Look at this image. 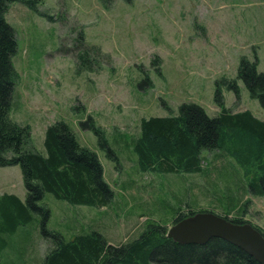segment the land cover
Returning a JSON list of instances; mask_svg holds the SVG:
<instances>
[{"label":"rangeland","instance_id":"1","mask_svg":"<svg viewBox=\"0 0 264 264\" xmlns=\"http://www.w3.org/2000/svg\"><path fill=\"white\" fill-rule=\"evenodd\" d=\"M35 1L39 11L16 2L7 14L17 31L14 63L20 74L11 116L31 125L33 145L43 153L47 127L65 120L79 142L98 153L115 192L107 206L72 204L46 193L42 203L51 209L50 229L68 238L95 229L110 243H127L157 221L173 226L183 199L197 200V211L241 217L264 229V195L243 191L245 204L238 214L242 209L227 213L216 202L220 194L207 190L208 178L215 180L223 165L245 180L233 156L205 151L208 174H167L141 170L132 145L143 118L168 116L184 102L217 115L216 81L236 77L242 56L258 58V70L264 72V0ZM90 46L97 49L94 69H79L78 54ZM147 76L151 84H142ZM239 85L240 98L224 90L227 107L264 118L260 100L243 80ZM90 115L105 129L119 165L101 148L97 134L82 127ZM7 193L27 200L18 164L0 166V198ZM49 245L40 219L20 225L0 245L1 264L42 262Z\"/></svg>","mask_w":264,"mask_h":264},{"label":"trees","instance_id":"2","mask_svg":"<svg viewBox=\"0 0 264 264\" xmlns=\"http://www.w3.org/2000/svg\"><path fill=\"white\" fill-rule=\"evenodd\" d=\"M16 2L39 11L35 0H0V166H21L27 200L24 202L9 193L0 198V245L20 225L40 219L43 235L50 245L44 260L36 264H261L242 248L219 237L205 244L178 242L168 237V228L160 221L122 244L110 243L95 229L68 238L47 226L51 209L42 203L46 193L72 204L107 206L112 203L115 192L105 178L98 153L82 145L65 120L47 127L44 141L47 153H43L33 145L31 125L12 118L20 74L14 63L18 52L17 31L7 14L11 4ZM90 47L78 54L79 69H94L92 55L97 49ZM258 65V58L250 60L244 55L236 77L224 76L216 81L215 102L220 111L215 116H210L200 104L184 102L177 112L168 116L143 118L141 134L132 140L140 169L206 175L209 169L203 166L207 160L203 153L218 150L221 157L233 156L246 174L245 180H241L235 170L220 167L215 180L210 182L212 179L208 178L207 190L213 188L218 196L220 194V202H216L225 205L222 209L231 213L239 207L242 210L238 214L243 212V191L263 196L264 118L248 109L231 111L224 95V90L229 89L240 98L239 80H243L250 95L258 98L264 108V72L258 70ZM144 83L151 84V79L147 76ZM81 125L97 134L101 148L107 149L108 156L119 165V156L110 146L105 129L97 125L94 117L88 116ZM184 201L181 200L178 210L176 208L175 222L197 212V200L193 204ZM225 216L235 222H248L241 217ZM257 227L264 233V229Z\"/></svg>","mask_w":264,"mask_h":264},{"label":"water","instance_id":"3","mask_svg":"<svg viewBox=\"0 0 264 264\" xmlns=\"http://www.w3.org/2000/svg\"><path fill=\"white\" fill-rule=\"evenodd\" d=\"M167 235L181 243L198 244L219 237L237 245L264 264V234L251 222H235L214 211H197L175 222Z\"/></svg>","mask_w":264,"mask_h":264},{"label":"crops","instance_id":"4","mask_svg":"<svg viewBox=\"0 0 264 264\" xmlns=\"http://www.w3.org/2000/svg\"><path fill=\"white\" fill-rule=\"evenodd\" d=\"M221 167H226V166L223 165V166H221ZM218 168H220V167H218ZM248 191H249V190H247V192H248ZM249 192H250V191H249Z\"/></svg>","mask_w":264,"mask_h":264}]
</instances>
